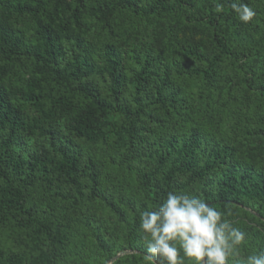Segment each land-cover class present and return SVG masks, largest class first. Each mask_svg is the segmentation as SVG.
Returning <instances> with one entry per match:
<instances>
[{
	"label": "trees",
	"instance_id": "1",
	"mask_svg": "<svg viewBox=\"0 0 264 264\" xmlns=\"http://www.w3.org/2000/svg\"><path fill=\"white\" fill-rule=\"evenodd\" d=\"M233 2L0 0V264H152L169 192L264 250V0Z\"/></svg>",
	"mask_w": 264,
	"mask_h": 264
},
{
	"label": "clouds",
	"instance_id": "2",
	"mask_svg": "<svg viewBox=\"0 0 264 264\" xmlns=\"http://www.w3.org/2000/svg\"><path fill=\"white\" fill-rule=\"evenodd\" d=\"M231 10L243 23L257 15L243 0H234ZM223 11L224 6L216 3L215 12ZM138 230L152 264H185L186 260L191 264H229L238 257L246 236L225 212L189 192H169L157 207L141 211ZM235 264H264V250Z\"/></svg>",
	"mask_w": 264,
	"mask_h": 264
}]
</instances>
